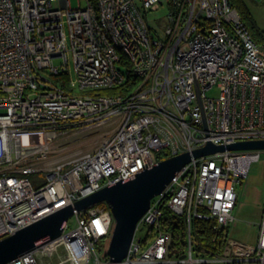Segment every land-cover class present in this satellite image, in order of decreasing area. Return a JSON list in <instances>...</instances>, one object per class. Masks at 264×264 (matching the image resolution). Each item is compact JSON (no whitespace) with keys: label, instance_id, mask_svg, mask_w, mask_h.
<instances>
[{"label":"built area","instance_id":"built-area-1","mask_svg":"<svg viewBox=\"0 0 264 264\" xmlns=\"http://www.w3.org/2000/svg\"><path fill=\"white\" fill-rule=\"evenodd\" d=\"M78 1L0 0V240L164 153L264 139V46L230 0ZM165 5L169 24L157 29L147 12ZM129 64L138 79L132 90L105 92L127 81ZM61 75L66 86L54 80ZM103 127L89 151L52 160L61 149L42 139L24 151L38 132ZM262 151L193 156L152 199L120 264H264V217L257 240L229 237L223 251L203 246L193 225L200 218L219 231L236 221L238 184ZM43 170L47 179L36 185L28 174ZM165 207L185 218L181 252L163 226ZM72 216L76 227L67 220L60 237L6 264H112L97 248L114 231L109 204Z\"/></svg>","mask_w":264,"mask_h":264},{"label":"water","instance_id":"water-1","mask_svg":"<svg viewBox=\"0 0 264 264\" xmlns=\"http://www.w3.org/2000/svg\"><path fill=\"white\" fill-rule=\"evenodd\" d=\"M264 149V139L248 140L228 145L209 142L191 152H183L162 159L141 173L115 184L106 185L95 192L66 205L42 219L0 240V264H6L26 253L32 247L60 237L65 222L75 210L87 209L96 203L106 202L115 218V227L108 254L112 264H120L127 256L138 221L146 213L152 199L162 193L179 170L194 157L212 154L225 149Z\"/></svg>","mask_w":264,"mask_h":264},{"label":"rangeland","instance_id":"rangeland-1","mask_svg":"<svg viewBox=\"0 0 264 264\" xmlns=\"http://www.w3.org/2000/svg\"><path fill=\"white\" fill-rule=\"evenodd\" d=\"M255 15L256 21L264 27V0H245ZM85 1H83L84 3ZM78 0H71L72 6L77 7ZM169 8L167 5L158 10H151L148 13V18L152 22V26L157 29H164L169 24L168 17ZM56 61L61 63V59ZM71 70L74 75V60L70 57ZM217 88L209 90L210 96L218 95ZM108 128L98 129H75L71 128L68 131H59L54 135H45L43 133H36L25 138L24 151L29 153L39 148L37 140L42 139L44 143H55L61 150L57 154L54 153L49 156L52 160L62 159L64 156H71L82 151H89L97 146L102 138V133ZM161 158H167L162 155ZM28 176L38 185L45 182L47 179L46 171H39L28 174ZM238 202L236 208L233 210L236 216V221L229 225L230 237L246 242H254L258 238L260 223L264 217V149L261 158L253 162L249 174L243 178L238 184ZM77 226L76 217L71 216L68 229ZM144 235L145 230L140 231ZM110 237L103 240L97 245L100 254L106 255L110 247ZM248 264V263H239Z\"/></svg>","mask_w":264,"mask_h":264},{"label":"trees","instance_id":"trees-1","mask_svg":"<svg viewBox=\"0 0 264 264\" xmlns=\"http://www.w3.org/2000/svg\"><path fill=\"white\" fill-rule=\"evenodd\" d=\"M230 2L239 9L241 12L244 22H246L248 28L251 31V34L253 35L254 39L262 44L264 46V27H262L258 21H256L255 15L248 4H246L245 0H230ZM125 64V63H124ZM128 64V63H127ZM128 79L125 83L113 87L112 89H105V92H119L123 94H128L132 88L136 85L138 79L135 77L132 73V69L129 64L128 68ZM69 76H55V79L57 82H61L64 86L67 85V81ZM166 157H168V154L164 153ZM164 214V228L170 231L173 235L172 239V246H173V253L174 252H181L183 249H185L187 245V232H186V222L185 218L182 216H178L170 209L165 207ZM194 234L195 238L200 241V243L203 246H207L209 249H218L220 251H223L224 248H226L228 243L229 235V227L223 228L222 230L216 231L214 228V225L211 221H207L200 218L194 219ZM214 236L217 237L218 243L217 246L216 242L213 241ZM108 255V254H107ZM109 256V255H108Z\"/></svg>","mask_w":264,"mask_h":264}]
</instances>
